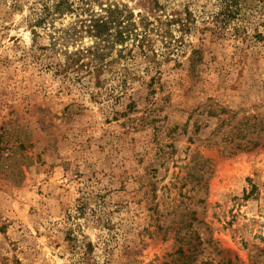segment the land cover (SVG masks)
Wrapping results in <instances>:
<instances>
[{"label": "rangeland", "instance_id": "1", "mask_svg": "<svg viewBox=\"0 0 264 264\" xmlns=\"http://www.w3.org/2000/svg\"><path fill=\"white\" fill-rule=\"evenodd\" d=\"M42 1L0 0V264H264V0Z\"/></svg>", "mask_w": 264, "mask_h": 264}, {"label": "trees", "instance_id": "2", "mask_svg": "<svg viewBox=\"0 0 264 264\" xmlns=\"http://www.w3.org/2000/svg\"><path fill=\"white\" fill-rule=\"evenodd\" d=\"M224 4V9L226 10H230L231 12H234L231 9L230 4L227 1H223L222 2ZM42 5V9H41V18L36 20V23H41L42 21H44L46 19V17H48L49 15L53 14V13H59L62 14L65 11H72L71 9V3L70 0H60L57 4L54 5L53 9L48 5L47 0H43L41 2ZM108 12V17L112 20L117 19L118 14L121 13L120 10H115L112 8H109L107 10ZM111 21H107V20H94L93 22H91L89 24V26L87 27V32L89 34H91V36L97 38V39H103L107 34H108V26L110 25ZM246 129H240L238 127L236 128H232V130L228 133V136L231 138H239V139H245L247 137V133L245 132ZM256 147V144L253 146ZM201 158V157H199ZM202 159V158H201ZM204 163H206V160H203ZM200 163V162H199ZM176 235L178 236V243L180 242L185 243V237L181 236L180 233H176ZM191 243V242H189ZM183 245V244H182ZM179 246V248L176 250L175 255H176V261H180L182 264H188L189 261H193L195 256L193 251L195 250H190V247L187 250H184L183 246Z\"/></svg>", "mask_w": 264, "mask_h": 264}]
</instances>
